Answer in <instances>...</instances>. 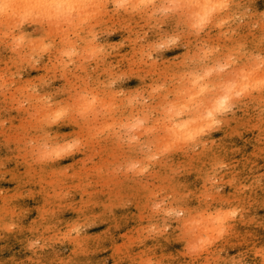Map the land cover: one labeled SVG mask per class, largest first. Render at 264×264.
<instances>
[{
  "label": "rangeland",
  "instance_id": "rangeland-1",
  "mask_svg": "<svg viewBox=\"0 0 264 264\" xmlns=\"http://www.w3.org/2000/svg\"><path fill=\"white\" fill-rule=\"evenodd\" d=\"M100 1L103 2L104 0H99L97 3H93L91 5L93 6L92 8L94 11L93 10L91 11L90 10L91 8H89L88 10L89 13L94 12L93 14L90 13V17H92L91 19H89L90 17H86V21L84 20L86 15L84 17L82 16L86 13L82 14L81 16L83 18L81 19L83 22L77 17V19L81 21L79 22L81 23L80 25L77 22V19H75L74 21L75 24L72 23L74 25L73 30L69 29V28H72L73 25L69 24L66 21L65 24L64 22L62 23V27L65 26V29H66L70 25L69 28H67L68 31L66 30L64 31L63 30L64 27H63L61 30L59 29L60 30V33H59V30L57 29V27L58 28L61 27L60 26L61 24L57 26L58 23L55 24L53 20L51 22H53L54 24L50 23L49 22L50 19L46 18V13L44 12L41 13L40 11H37L40 14L39 19L42 18L40 19L42 22H39L38 18L35 19V17H37L38 15L33 16L35 13H37L35 12L34 9H33L34 11L31 10V12H35V13H31L32 15L30 14V17L33 16L34 18L32 17L31 19L30 17L26 16L29 14V12H27V14L25 15L26 21L24 22L22 21L23 25L20 24V26L18 25L16 28H12V30L10 28L11 32L13 33L17 31L16 37L10 36L8 32L10 30L6 29L7 27L3 26L2 28H0V33H1L0 34V133H1L0 134V203L4 207H8L11 204V202H13V200L16 199L17 208L15 209L19 210V211L16 210L17 212H21V211L24 212L26 210L28 211L31 208H34V206L32 205H34L35 203H36L35 206L42 203L41 201L42 200L41 198L43 196L42 195L43 191L41 190L42 187L36 186L35 183H33V186H32L31 182L29 181V177L35 174L41 173L45 176V179L52 178L51 173L53 170L56 169L55 167L58 164L59 159L53 157L54 159L51 158V159H48V161L47 159L44 160L42 157L38 156L39 153L37 149L39 146H42V144L45 145L46 142L49 143L48 138L46 136L52 133L53 131L54 133H58V132L66 133L62 137H65V138L70 137L73 139L76 138L75 139L76 143L80 145L77 148L78 151L74 149L72 150V153H70L69 155L71 158L73 157L74 159H76V162L78 163L76 165L77 168L82 169L83 171H88V168L94 167L97 169V174L95 175L94 179L92 181L90 180L89 183L86 185L87 194H85V198L88 200V202H85V205L77 204L76 203L77 200H70L66 206L59 208L58 202L51 200L49 204H46L45 209H44L45 211L43 210L44 212L42 211V214H45L46 216H52V217H59L60 215L64 217V216H68L71 214L70 215L71 218L72 216H75L73 217V219L78 218L77 221L73 223L72 225L73 228L66 231L67 233L66 235L71 234L73 236L75 234V228H76V230H78V233H80V235L89 236V239L85 241L83 246L84 248H88V246L92 245L93 255L87 256V252L84 251L87 256V259L94 260L92 264H144L140 260H143V261L148 260L146 264L147 263L148 264H210L211 262L210 260H208L209 263H203L204 260L201 259V256H202L201 254L203 253L202 251L204 250L203 249L204 247L201 244L200 236L197 237L199 233L198 229L196 230V228H198V226L196 225L197 222L194 223L196 227L193 225L194 227L193 230L187 231L185 224L187 222L186 218L188 214L185 215V213L188 212V208H191L193 206V201H192L193 196L192 195L194 194V191H195L194 189L198 188L199 186L209 187L212 185L215 188L214 193L205 198L208 204L213 205L214 203L213 197H216L219 194H223L224 189L226 188L225 181L227 180H224V179L221 180L220 175L228 174L229 171L231 174V171H232L231 165H233L234 163H237L238 165L240 164L245 165L247 173L250 172L248 176H250L252 179H256L258 177L256 179L257 185L259 188L262 187L261 190H264V178H263L264 177V172H263L264 164L262 162V160L264 161V158H263L264 157V125L260 124L262 123L261 120H258L257 118H255V116H261V115L264 117V114H263L264 113V99H261L259 101L260 103L251 102L250 104H248V107L246 110H244V108L242 109L241 107L239 109L233 107V108L228 109L227 113L223 114L224 116H221L222 114H219L218 115L219 122L217 124L210 127L208 131L207 129H201L200 133L197 136H194L193 139L188 140L189 143L183 142L184 145H182L183 143L182 144L179 143L178 144L179 146L176 144L173 145L171 141V139L173 138L169 139L170 136L167 138L168 134L166 136L165 129L164 128L162 129L161 128L162 126H160L159 123H157V125H155L154 128L156 127L155 129H160V130L162 129V130L157 131L153 129L152 132L150 133L151 136L149 135L148 137L143 135L144 133L143 130L138 129L137 130L139 131L138 133H141V135L147 137L146 138L147 145L144 146V145L138 144L136 146V149H133L132 147L135 145V142H133V140L131 141L130 139L129 141L127 140V138H130L129 137L130 133L129 135H126L125 140H122L121 142L110 141V143H108V141L103 140L104 137L102 135L100 134L98 136L93 135L94 136L93 137L91 136L90 133L88 134L87 129H83V130L76 129V127L72 124L70 125L71 127H68V128L67 127L59 128L58 126H54V127H51L52 129L49 127V129L47 130V128L41 124V121H39V116L41 115V111H42L40 109V105L42 104V101H43V103H46V104L48 102L47 105H50V106L52 105L59 106V105L65 104L69 108L71 106L69 104L73 103V101L78 100L77 96L79 97L81 95V98L83 99L86 96V94L91 96V93H92L93 96H96L98 98L100 97L103 98V95H104L106 99L110 90L113 88L112 90L116 94L115 95L116 99L119 98L118 99L119 102H122V103L125 102L127 104V106L124 108L125 111H131L139 103L145 104V107L146 109H148V111H152L153 109H156L157 111L159 107H162V106L166 107L167 105L166 102H168L169 99L171 101L174 100L173 96H175V94H177V92L181 88H183L184 85L186 86L188 85V83L186 82V80L188 79L187 71L189 72L190 70L194 69L197 63L201 62L202 64V60H200V57L202 58V56H201V53L199 54L198 50L203 45V43H204V46L201 48H205L207 50V46H208V49L213 47L212 49L214 50L216 46L218 48V46L220 45H226V43L228 42L227 40H230V41L234 40L233 43H230V44H233V46L237 45V49H239L238 52L235 53V55L237 56L236 61L239 59V61H237L238 66L245 67L246 65H248L247 62L251 61L253 58H255L254 56H256L257 60L256 59L252 60L255 63H252V61H251V64L249 63L252 67H256L254 65L257 63V61L260 60V58L264 57V54H263L264 53L263 52L264 50V37H263L264 36L263 35L264 34V27H263L264 6L247 3L245 4L246 6L245 5L244 7L242 6L240 10L236 13L237 16L234 14H231L228 11V9L224 10L227 15H222V13H220L218 17V20L222 19L220 22V24L222 25H219L217 28H213L212 27L213 21H211L209 25V29L207 28L201 31L199 33V36L193 41H191L190 39L188 40L189 37L187 35L188 34L187 30L183 31V29H180L179 27H174V26L172 27L171 25L167 26L166 23L163 24L161 22H158L157 25H159V23L160 25L158 26V29H156L157 26L155 25L154 30H153L155 33H159V31L161 33V31L163 30L164 32L167 31L168 33L172 31H174V33H177L176 34L177 37L175 36L174 42L171 43V47L173 49L170 47L166 49L161 46V48L157 50V53L155 52L156 54L152 53L147 56L132 58L133 67H132V63H130L127 66V68L126 67L122 68L121 65L117 62V59L119 60V58L113 59V58H109L108 56L107 47L109 45V42L112 39H116L117 35L113 32L110 33V31L108 30L109 29L108 19H110L109 8L106 7V4H105L106 0L104 2L105 5H103V3L101 2V4L103 5L102 7H100L101 4L97 5ZM249 3H250V0H249ZM9 6H5L6 9L5 8L4 9L6 11H9L8 13H12L13 16L12 14L11 16L13 18L15 17L19 18L20 16H18L17 15L18 13H16L17 10L13 11L12 10L13 7L10 8L11 6L10 7ZM8 7L10 8V10H12V12L8 10L9 9ZM98 8L99 9L101 8L102 10H99ZM20 11L21 13H19V15H22L24 17V14H22V12L24 13L25 10L23 11L22 9ZM95 12L99 16L98 15L95 16ZM89 13H88V16H89ZM14 14L17 16H15ZM171 14H174V13L172 11L165 12L166 16H169ZM22 16L20 18H22ZM93 18L94 19L96 18V19L94 20ZM225 18H227L226 20L228 21L223 20ZM92 19L94 20V22L91 21ZM163 19L164 17L161 18V21ZM87 20L90 23H92V25H90L92 28L88 25L90 23ZM97 20H99L100 22ZM46 21H48V23ZM48 24L49 26L50 25H53V26L46 28ZM86 24H87V27H86ZM54 25H56V28H54L55 27ZM216 25L217 24L213 26H216ZM52 27L54 30H52ZM87 28L89 30H87ZM231 28H233L232 31H231ZM22 30L24 33H22ZM48 30L50 31L49 34L52 36L47 35L46 33L44 35V32ZM157 30L159 31L157 32ZM20 31L22 35H24L25 33L32 35L30 36L31 39L35 37L37 38L39 37L38 39L40 42H42V39L40 38V36H42L41 33L43 32L42 33L43 40L46 38L44 41L45 42L44 47L46 46V48H44L41 45V43H39L37 46L35 42L38 41V39L34 41L36 38L33 39L31 43L29 42L31 40L30 39L28 41L29 44L27 45L21 42V40L19 42L18 40L19 37H17V34L18 36H22L21 33L19 34ZM62 31L67 32V35L65 36L66 33L64 35L61 34L63 33ZM72 31L75 32L74 35L71 33ZM55 32L58 33L59 35L56 34ZM207 32H211L210 34L212 36L208 37ZM77 33L79 35H76ZM246 33L249 35H247ZM203 34L205 35L203 36ZM12 35H15V33ZM53 35H55L56 37ZM213 36L216 38V40H214L215 38H213ZM227 36L229 37L227 38ZM242 36L244 37V39L242 38ZM6 37L8 38L5 39ZM198 38H200L201 40ZM89 39H92V40L90 41ZM8 40L9 41L11 40L10 44ZM16 40L19 42V44ZM49 40L50 42L48 43ZM33 41L35 43L34 45H33ZM64 41H68V42L64 43ZM92 42H94L93 45L97 44L98 48L99 47L100 48L99 49L96 48L95 45H94L95 47H92L91 46ZM75 43L76 44L78 43V44L76 45ZM11 44H14V46ZM30 44L31 46L32 45L33 46L36 45V46L31 47L29 46ZM72 45L76 46L77 48L73 47ZM82 45H83V48H82ZM261 45H263V47ZM40 46L41 48H39ZM70 46H72L74 50ZM29 47H31V49L34 48L32 52H31V49H29ZM36 47L37 49L39 48V50L40 49H43V50L36 51L37 50ZM88 47L89 48L91 47V48L88 49ZM54 48H56L57 50ZM64 48L68 49L69 51L65 50ZM85 48L87 50V53L84 50ZM250 48H251V51H250ZM61 49L64 50V52H62ZM70 49H71V52H70ZM91 49L92 51H89ZM183 49L185 52H183ZM260 49H262V51ZM16 51L17 53H19L18 55ZM66 51L69 52V55H67L68 53ZM65 52L66 54H62ZM90 52L91 53L93 52L94 54L93 53L91 54ZM180 52L182 56L179 55ZM216 52L218 51H215V54L213 55H218V53ZM90 54L91 56H89ZM79 55L80 57H77ZM193 55L195 58H193ZM243 56H245L244 59L241 58ZM71 57L74 59L72 60ZM190 57H191V61L194 63L190 61ZM196 57L199 59H197ZM221 58L222 57H220V60L218 62L223 64L224 62L222 61L224 60H222ZM55 59H57V61ZM135 59L136 61H134ZM63 60L65 61L64 63L61 62ZM57 62H59V64ZM245 62L246 64L244 65ZM60 63L61 65L62 64L63 65L61 66ZM171 63L173 65H171ZM55 64H56V67H54ZM181 64L182 65L185 64L184 65L185 67L181 66ZM174 66L177 68H174ZM233 66L234 65H226V62H225L219 69V71L221 72L218 71L219 72L218 74L213 71L211 73L210 72L211 70L208 73L209 69H205V75L206 73H208L206 75V78L209 79L210 85H212L211 80H213L212 77L215 74L220 75L221 79H223L221 81V79L219 78L221 82H223L225 79L228 80L231 77L229 75H233L230 73V72H233L230 69L231 67L233 68ZM182 69L183 71L184 69L186 70L183 72ZM111 72H113L112 75L114 78L112 77V75H110ZM199 72H201V69H199ZM176 74H179L178 77ZM182 79L184 80V82H182ZM156 82L159 84L161 83L160 86ZM155 85L156 86L158 85V87H156ZM168 85H171V86H168ZM154 87H156V89ZM177 87L180 89H178ZM210 88L211 89H209V86H208V89H207L208 93H213V92L216 93L219 90L215 86L213 87V85L210 86ZM156 95L160 97L156 98L157 97ZM73 98L74 99L76 98L77 100H74ZM165 98L167 99L165 100ZM238 98L243 99L244 98L243 94H241L240 97ZM79 100H81L80 97H79ZM171 101L168 102V105H170ZM148 102L150 103L148 104ZM37 107L39 108L38 111H37L38 109ZM256 107L258 108L256 109ZM99 109H102V107H99ZM72 114L74 118L77 115H79L77 112L76 113L71 112V115ZM153 117H154V114H151V118ZM109 120L110 119H108L107 122H110ZM92 122H93L92 124L95 123V125L97 126H99L98 124H100L98 123L99 122L98 120L97 122L96 120L95 122L94 121ZM255 124H259L262 126V128L260 129L261 136L255 137V134L253 133V126H255ZM162 131H164L165 133H163ZM136 133L132 132L131 136ZM137 134L134 136L138 137V139L140 138L139 139L140 142L143 141V137H140V134L138 135ZM162 135L166 137H163ZM52 136L54 135H51V137ZM158 136L160 139L158 138ZM161 137H163L164 140ZM53 138H56V137H53ZM156 140L158 141V144ZM151 141L152 142L154 141L155 143L154 142L151 143ZM161 141L163 143H161ZM201 141L203 142L201 143ZM167 143L169 144L170 148L168 149V147H166V149L168 150H165L164 149L165 147H163L161 144H165L164 146H166ZM152 144H155L154 147L156 145L159 146L160 148L163 147L162 150H165V151H161L160 148H157V147L156 149L158 151L155 148L153 149ZM171 144L174 147L171 148ZM195 144H198V145H195ZM48 145L46 147H48ZM88 146L90 147V149L88 148ZM202 147L205 148L206 153L200 152ZM146 148H148L149 150ZM259 148H262L263 152L261 153L262 155L260 154L258 156L259 158L257 159V157H254L253 153H255V156H256ZM144 149H146L148 153ZM145 151L147 154L143 153ZM151 151L152 153L155 152L154 157L152 159L150 158V156L152 157L151 155L152 153H150ZM157 152L159 153L157 154ZM142 156L145 157V159L142 158ZM205 160L207 161L206 163L207 167L203 171V166H205ZM25 161L27 162V164ZM248 161L251 162L252 164H255L257 167L256 168L252 167L254 169H250L251 163H249ZM192 163L194 164L193 166H191ZM94 164L96 165V167ZM137 166H139L140 168ZM251 170H253L254 172L253 171L251 172ZM72 172H73L72 169L65 170V173L66 175H68V178L72 177L71 176ZM257 172L260 174V176L258 175ZM29 173L31 174L28 175ZM230 174L228 176H230ZM261 175H262V178H261ZM216 176L218 177L216 178ZM210 179H212V181ZM260 183H262L263 185H260ZM232 184H233L232 185L233 188L235 187L234 189L240 192V195L243 194V196H246V197L239 196L238 198H247V200H249V197H250L251 200H249V202L253 204L252 202L255 201L254 205L256 204V199L253 198L251 194L250 195L248 194V191L249 193H251L252 191L253 183L251 181L249 182L245 181V183H240V181L238 180H233ZM33 187L35 188V190L33 189ZM237 187L240 189L238 190ZM38 190H41V191H38ZM253 196H254V193H253ZM263 197H264V191H263L262 197L260 196L261 203H259V205L256 206L255 210L253 208V211L251 210L250 212L246 210L245 211L240 210V207L237 206V204H230L228 202L223 203V205L222 203L218 205H220V207L224 206L225 210H231L232 212L234 211L232 213V219H238V217L240 219L242 218L241 220H242L243 231H248V233L251 234L254 232L255 226L264 227V199ZM21 198H23V200ZM98 204L99 205L101 204V205L99 206ZM181 204L184 210L180 209L179 206ZM68 206L71 208H69ZM245 206L249 208L248 205H245ZM170 208H174L173 213L169 211L168 213H166L167 210H169ZM71 209H74V210H71ZM209 209L210 208L204 207V209L201 208L199 210H195V212H192V213H194L195 216H197L199 215L198 213L199 211L205 212V211H209ZM59 211H61L62 213H59ZM37 218L35 219V221L37 220ZM182 221L185 223H183ZM9 226L10 228L8 227V230H6V232H2V230L0 229V240H1L0 241V255L1 253L3 255L8 254L6 257L13 256L12 253H8L9 251H11L8 249L10 247L6 248V246H8V244L10 245L12 240H14L18 236V232H19L17 228V224L11 223ZM13 230L15 231L17 230V231L15 232ZM60 230L61 229L57 230V227H55L50 230H44L43 232H38L39 234L37 235L42 237V239H33L34 241L33 240L31 241L30 243L31 245L28 244V249L30 251H35V249L36 250L41 249L42 244H45L44 247L45 248L47 247V248L43 252L45 254V255L43 254V257L54 261V262L47 263V264H65L69 260V257L66 260L57 259L59 257L64 256L65 254L69 252L68 247L66 246V244H64L65 242H63L64 241L63 236L59 237L61 236V234L58 233ZM12 231L15 233V235L17 233V236H15ZM45 239L47 240L45 241ZM5 241L6 242L8 241V242L6 243ZM196 243H198L197 244L198 246L196 245ZM192 244L193 246H191ZM216 249L218 248L216 247ZM200 250L201 252H199ZM226 253L230 255H227ZM226 253H225L226 255H224L223 251H221L219 252L218 256L220 255L221 258H225V257L227 258V256H233L234 251L232 252L226 251ZM135 256H137L136 258L138 259V261L137 259L136 261L135 259H133L135 258ZM253 256L254 255H252V258ZM130 257H132V259H130ZM263 257H264L263 254H261L260 258H263ZM118 258H120V260L117 263L116 260H118ZM121 259H124L125 261ZM240 261L243 262L244 258H242ZM229 263L227 262V264ZM7 264H15V263L12 260L8 259ZM69 264H73V262ZM75 264H83V261L79 260L78 263H75ZM230 264H233V263H230ZM243 264H250V263L246 262Z\"/></svg>",
  "mask_w": 264,
  "mask_h": 264
},
{
  "label": "bare ground",
  "instance_id": "bare-ground-1",
  "mask_svg": "<svg viewBox=\"0 0 264 264\" xmlns=\"http://www.w3.org/2000/svg\"><path fill=\"white\" fill-rule=\"evenodd\" d=\"M98 1L99 0H0V28H2L4 26V27H7L6 29L10 30V28H11V30H12V28H16L18 25L20 26V24H22V21L23 22L26 21L25 15L27 14V12H29V14L26 15V16L30 17L31 13H35L37 11H40L41 13L42 12L46 13V18L50 19L49 20L50 23H52V24H54L53 22H55V24L58 23L57 26H59V24H61L60 25L61 27H59V28L57 27L58 30L59 29L61 30L64 27L63 30L64 31L65 30L68 31L67 28H69L70 25L69 26L67 25L68 27L66 26L67 28L65 29V26L62 27V23L64 22V24H65L66 21H67L69 24H72V23H74L75 19H77V17L81 20V19H83L82 17H84L85 15L86 16H85L84 20L86 21V17H90V13H92V14L94 13V12H90L89 13L88 12L89 8H91L90 10L92 11L93 10V8H92L93 6H91V5L93 3H97ZM101 2L102 1H100L97 5H100ZM104 2H105V0L102 2L103 5L106 4V7L109 8V13H110V19H108L109 20L108 21L109 22V29L108 30L110 31V33L113 32V33H115L117 35L116 39H112L109 42V45L107 47L108 56H109V58H113V59L119 58V60L117 59V62L121 65L122 68H125V67L127 68V66L130 63H132V58L143 57V56L150 55L152 53L156 54L157 50L160 49L161 46L166 48V49H168L169 47L172 48L171 47V43L174 42L175 36H176L177 33H174V31L168 33L167 31L164 32V30L161 31V33H160L159 30H157V32L159 31V33H155L153 30H154L155 25L157 26L156 29H158V26L160 25V23H159V25H157L158 22H161L163 24L166 23L167 26L171 25L172 27L173 26L174 27H179L180 29H183V31L187 30L188 31L187 35L189 37L188 40L190 39L191 41H193L194 39H196L199 36V33L201 31H203V30H205L207 28L209 29V25H210L211 21H213V25L217 24L216 26L212 25L213 28H217L219 25H222V24H220L222 19L218 20V17L220 15V13H222V15H227L224 10L228 9V11L231 14L236 15V13L240 10V8L242 6L244 7V5L247 4V3L248 4L259 5V6H262V5L264 6V0H250V3H249V0H106L105 4H104ZM103 5L101 4L100 7H102ZM5 6H9L10 8L13 7L12 10L13 11L17 10L16 13H18L17 15L20 16V17L22 16V15H19V13H21L20 10L23 9V11L24 10L25 11L27 10V11H26V13H25V11H24V13L22 12V14H24V17L22 16V18H20V17L18 18V17H15L17 15L14 14L15 18H13L12 17L13 14L12 13H8L9 11L5 10L6 9ZM251 6H253V5H251ZM10 8L8 10H10ZM33 9L35 10V12H31V10H33ZM106 9H104V10H106ZM12 10H10V12H12ZM99 10H102V9L100 8ZM18 11H20V12H18ZM166 11H168V12L172 11L174 14L166 16L165 15ZM96 12H95V16L98 15V14H96ZM84 13H86V14H84ZM88 13H89V16H88ZM11 14H12V16H11ZM82 14H84V15L82 16ZM35 15L36 16L38 15L37 17H35V19L36 18L39 19V15H40L39 12L35 13L33 16H35ZM222 15H221V17H222ZM32 17H30V18L32 19ZM162 17H164V19L161 21ZM16 18H18V19H16ZM91 18L92 17H90L89 19H91ZM105 18H104V20H105ZM227 18H225L223 20L228 21V20H226ZM40 19H42V18H40ZM40 19L38 21L42 22ZM93 19L91 21L94 22V20L96 18L94 20ZM52 20H53V22H51ZM80 20L77 19V22L79 23V22L82 21V20L81 21ZM97 21H99V20H97ZM225 21H223V22H225ZM46 22L48 23V21H46ZM49 24L47 25L46 28H49V27L53 26V25L49 26ZM80 24L81 23H79V25ZM84 25H85V23H84ZM88 25L90 26V25H92V23H90ZM225 25H226V23H225ZM54 26H55L54 28H56V25H54ZM86 27H87V24H86ZM263 27H264V24H263ZM73 28H74V25H73L72 28H69V29L73 30ZM232 29L233 28H231V31H232ZM11 30L8 31L10 36L11 37H16V32L17 31L14 32L15 35H12L14 33L11 32ZM14 30H16V29H14ZM52 30H54L53 27H52ZM60 30H59V33H60ZM87 30H89V29L87 28ZM48 31L44 32V35H45V33L47 35H50L49 34L50 31L49 32ZM177 32H178V30H177ZM20 33H21V31L19 32V34ZM22 33H24L23 30H22ZM22 33H21V35H22ZM42 33H41L42 36H40V38L42 39V42L39 41V39H38L39 37L38 38L35 37L36 39L35 38H33V39H35L34 41H36L38 39L39 42L38 41L35 42L37 44V46H38L39 43H41V45L44 47V45H45L44 41H45L46 38L43 40V34ZM71 33L74 35L75 32L72 31ZM207 33H208V37L212 36L210 34L211 32H207ZM228 33H229V31H228ZM56 34H58V33H56ZM61 34H63V35L65 34V36H66L67 32H63ZM5 35H7V34H5ZM76 35H79V34L77 33ZM204 35L205 34H203V36ZM247 35H249V34H247ZM30 36H32V35H29V34H26V33L24 35H22V36H18V34H17V37H19V39H18L19 42L21 40V42H23L26 45L29 44V42L31 43L32 40H33V39H31ZM50 36H52V35H50ZM53 36H55V35H53ZM8 37H6L5 39H7ZM57 37H59V36H57ZM82 37H84V36H82ZM85 37H87V36H85ZM228 37L229 36H227V38ZM77 38H78V36H77ZM178 38H179V36H178ZM200 38H198V39H200ZM213 38H215V37L213 36ZM242 38L244 39L243 36H242ZM74 39H76V38H74ZM249 39H250V37H249ZM12 40H13V38H12ZM14 40H15V38H14ZM50 40L48 41V43L50 42ZM89 40L91 41L92 39H89ZM214 40H216V38ZM16 41H14V42H16ZM34 41H33V45L35 44ZM227 41L228 42L226 43V45H220V46H218V48H217V46H216V48H214L215 51H218V52H216V53H218V55H213V54H215V51L212 49L213 47L208 49V46H207V50L205 48H201V47L204 46V43L200 47V49L198 47V49H199L198 52H199V54L201 53V56H202V58L200 57V60H202V64H201V62L200 63L196 62L197 65H195L194 69L190 70L189 72L187 71L188 77L187 76L186 77L188 79L186 80L185 79L186 77L184 79L186 80L188 85L187 86L184 85V87L181 88L182 90L177 87L181 91L177 90L178 91L177 94H175V96H173L174 100L171 101L169 99L168 102L171 101L170 105H168V102H166L168 106L166 105V107H163V106L159 107L157 111H156V109H153L152 111H148V109H146V107H145V104L139 103V102H137L139 104L136 107H134L131 111H125L124 108L127 106V104L125 102L124 103L119 102V100H118L119 98L116 99V97H115L116 94L113 92V90H112L113 88H112L110 90V92H109V94H108L106 99H105L104 95H103V98L100 97V96H99L100 98H98L96 96H93L92 93H91V96L86 94V96L83 99L81 98V95H80L79 97H80L81 100H79V97L77 96L78 100L76 98L75 99L73 98L74 100H77V101H73V103L69 104V105H71L69 108L65 104L64 105L62 104V105H59V106L58 105L57 106L56 105L50 106V105H47L48 102L46 104V103H43V101H42V104H41L42 106L39 104L40 105V109L42 110L41 111V115L39 116V121H41V124L43 126H45L47 128V130L49 129V127L51 128V127H54V126H58L59 128H62V127H67L68 128V127H71L70 125L72 124V125H74L76 127V129H81V130L87 129L88 130V134L90 133L91 136H93V135L94 136H98L99 134L102 135L104 137L103 140L104 141H108V143H110V141L121 142L122 140H125L126 135H129V133H130V136H129L130 138H127V140L129 141V139H130L131 141L133 140V142H135V145L133 144L135 147L131 145L133 147V149H136V146L138 144L146 146L147 145V139L146 138L150 135L152 130L153 129L157 130V131L160 130V129H155L156 127L154 128V126L157 125V123H159V125L162 126L161 128L165 129L166 136L168 134L167 138L169 136H170L169 139L173 138V139H171L173 145H175V144L178 145L179 143L182 144L183 142H188V140L193 139L194 136H197L200 133L201 129H207V131H208V129L210 127H212L215 124H217L219 122V118H218L219 114H222L221 116H224L223 114H226L227 110L230 109V108H233V107H235L237 109H239L241 107L242 109L244 108V110H246L247 107H248V104H250L251 102L252 103L253 102L254 103H256V102L258 103L261 99H264V57L260 58V60H258L255 65L252 64V65H254L256 67H252L250 65L251 61L256 59V56H254L255 58L252 57L253 59L251 61L247 62L248 65H246L245 67L244 66L243 67L242 66L239 67L238 64H237L238 63L237 61H239V59L236 61V57L237 56L235 55V53H237L239 49H237V45L233 46V44H230V43H233L234 40L233 41L227 40ZM10 42H11V40L9 41V44H10ZM19 42H18V44H19ZM53 42H55V41H53ZM65 42H68V41H64V43ZM93 43L94 42H92L91 46L92 47L96 46V48H98V45L94 44L95 45L94 46ZM221 43H222V41H221ZM249 44H251V43H249ZM11 45L14 46V44H11ZM33 45L31 46V44H30L29 46H31V47H35L36 46V45L35 46H33ZM53 45H54V43H53ZM72 46H70V47L73 50H74L73 47L77 48L76 46H73V47ZM87 46H86V48H87ZM261 46L263 47V45H261ZM31 47H29V49H31ZM39 48H41V46ZM39 48L37 49V47H36L37 50L36 49L35 50L36 51H40V50L42 51L43 50V49L39 50ZM44 48H46V46ZM82 48H83V45H82ZM86 48L84 50L87 53ZM90 48L88 47V49H90ZM256 48H254V49H256ZM33 49L34 48L31 49V52H32ZM54 49H56V48H54ZM65 50H68V49H65ZM73 50H72V52H73ZM84 50H82V51H84ZM260 50L262 51V49H260ZM89 51H92V49L89 50ZM250 51H251V48H250ZM254 51H256V50H254ZM62 52H64V50H62ZM66 52L62 53V54H66ZM70 52H71V49H70ZM158 52H160V51H158ZM183 52H185L184 49H183ZM183 52H182V54H183ZM263 52H264V50H263ZM13 53H14V51H13ZM16 53H17V51H16ZM22 53H24V52H22ZM67 53H68L67 55H69V52H67ZM18 54L19 53H17V55ZM37 54H38V52H37ZM70 54H72V53H70ZM91 54L89 56H91ZM82 55H83V53H82ZM179 55L182 56L181 52H180ZM188 55H189V53H188ZM74 56H76V55H74ZM86 56H85V58H86ZM56 57H58V56H56ZM77 57H80V55L77 56ZM77 57H75V58H77ZM92 57H93V55H92ZM220 57H222L221 59L224 60L222 62H224V63L226 62V65H234L233 68L232 67L230 68L233 71V72H230V73L233 74V75H229L231 77L228 80L225 79L226 81L224 80L223 82H221L223 79H221L220 75H217L219 72H221V71H219V69L224 64V63L222 64V63L218 62L220 60ZM23 58H25V57H23ZM193 58H195L194 55H193ZM241 58L244 59L245 56H243ZM73 59L74 58H72V60ZM197 59H199V58H197ZM47 60H48V58H47ZM53 60H54V58H53ZM55 60L57 61V59H55ZM134 61H136V59ZM190 61H191V57H190ZM235 61H236V63H235ZM61 62L64 63L65 61L63 60ZM137 62H139V61H137ZM165 62H166V60H165ZM57 63L59 64V62H57ZM192 63H194V62H192ZM252 63H255V62L252 61ZM245 64H246V62L244 63V65ZM60 65H61V63H60ZM171 65H173V64L171 63ZM184 65L181 64V66L185 67ZM54 67H56V64L54 65ZM132 67H133V63H132ZM102 68H104V67H102ZM174 68H177V67L174 66ZM178 68H179V66H178ZM199 69H201V72H203V73L199 72ZM205 69H209L208 73H209L210 70H211L210 71L211 73H212V71L217 73V74L214 75L215 77L214 76L212 77L213 80H211V83H212L213 87L215 86L216 88L219 89V90L217 89L218 91L216 93L215 92L208 93V90H207L208 86H209V89H211L210 86H212V85H210L209 79L206 78V75L208 73H206V75H205ZM185 70L186 69H184V71ZM229 70H228V72H229ZM182 71H183V69H182ZM152 72H153V70H152ZM112 74H113V72H111L110 75H112ZM176 75L178 77L179 74H176ZM184 76H185V74H184ZM112 77H113V75H112ZM223 77H225V76H223ZM219 78L221 79V81L219 80ZM182 82H184L183 79H182ZM157 84H159V83H157ZM160 84H159V86H160ZM168 86H171V85H168ZM156 87H158V85ZM156 87H154V88L156 89ZM148 88H149V86H148ZM170 91H172V90H170ZM84 93H86V92H84ZM239 94L240 95L243 94L244 98L243 99L238 98V97H240ZM159 97L160 96H157L156 98H159ZM166 99L167 98H165V100ZM71 101H72V99H71ZM128 102H130V101H128ZM149 103L150 102H148V104ZM36 105H38V104H36ZM10 106H12V105H10ZM34 106H35V104H34ZM99 107H102V109H99ZM257 108L258 107H256V109ZM38 110H39V108L37 109V111ZM75 111L79 114V115H77L78 118H77V116L75 117L77 119H75L73 117V114L71 115V112L76 113ZM151 114H154L153 118H151ZM89 115H90V117L91 116L92 117L90 118ZM254 115H256V114H254ZM255 118H257L258 120H261L262 123H260V124L264 125V117L262 115L261 116H255ZM108 119H110L109 120L110 122H107ZM95 120H96V122H97V120L99 121L98 123H100V124L97 123L99 126L95 125V123L92 124L93 123L92 121L95 122ZM257 123H259V122H257ZM261 125L255 124V126H253V133L255 134V137L256 136H261V131H260V129L262 128ZM23 127H25V126H23ZM51 129H50V131H51ZM138 129L143 130L144 131L143 135H145L147 137L141 135V133H138L139 132V131H137ZM132 132L133 133L137 132L138 134H140V137H143V141L140 142V140H139L140 138L138 139V137L134 136L137 133L131 136ZM162 132L165 133L164 131H162ZM201 133H203V132H201ZM65 134L66 133H61V132L54 133V131H53L52 133H50L49 135L46 136L48 138L49 143L46 142L45 145L42 144V146H39L38 149H37L38 153H39L38 156L42 157L44 160L47 159V161H48V159H51V158L52 159H54V158L59 159L58 164L57 165L55 164L56 165V167H55L56 169L53 170L52 173H51L52 174V178L45 179V176L43 174H41V173L35 174V172H34L35 175L29 177V181L31 182L32 186H33V183H35L36 186L42 187V189H41L43 191L42 192L43 196L41 198L42 199L41 200L42 203L38 204L36 206H35V204H36L35 203L34 205H32V206H34V208H31L28 211L26 210L27 212L26 211H24V212L23 211H21V212H17L16 211V210H18V209H15V208H17V200L14 199V198H13L14 199L13 202H11V204L8 207H4L0 203V229L2 230V232H6V230H8V227L10 228L9 225L11 223L17 224V228H18V231H19L18 232V236H17V233L15 235V233L13 232L15 230L12 231L14 233V235L17 236V237L15 238V236H14L15 239L12 240L10 245L8 244V246H6V248L7 247L11 248V249L8 248L9 250H11L8 253H12L13 256L6 257L8 254L3 255L1 253V255H0V264H7V260L8 259L12 260L15 264L16 263L17 264H43V263L47 264V263L54 262L53 260H49V259H46V258L43 257V254H44L43 252L47 248V247L46 248L44 247L45 244H42L41 249H38V250L35 249V251H30L28 249V244H30L33 239H42V237L37 235V234H39L38 232H43L44 230H50V229L55 228V227H57V230L61 229L58 232V233L61 234V236H59V237L63 236V240H64L63 242H65L64 244H66V246L69 249V252L67 254H65L64 256L59 257L57 259L66 260L69 257V260L65 264H69L71 262H73V264H75V263H78L79 260H82L83 264H92V262L94 261V260L87 259V256L93 255V247H92V245L88 246V248H84V246H83L85 241L89 239V236L80 235V233H78V230H76V228H75V234L73 236L71 234L66 235L67 234L66 231L71 229V228H73L72 225H73L74 222L77 221L78 218L73 219V217H75V216H72V218H71V216H70L71 214L68 215V216H64V214H63L64 217H62L61 215L59 217H52V216H46L45 214H42V211L45 209L46 204H49L51 202V200L58 202V207L59 208H62L63 206H66L69 203L70 200H77L76 201L77 204H84L85 205V202H88V200L85 198V194H87L86 185L89 183L90 180L92 181L94 179L95 175L97 174V169L94 168V167L93 168H88V171H83L82 169L77 168L76 165L78 163L76 162V159H74L73 157L71 158L69 155H70V153H72V150H74V149H76V151H78L77 148L80 145L78 143H76V140H75L76 138L73 139V138H70V137H68V138L62 137ZM51 135H54V136L51 137ZM166 136H163V137H166ZM53 137H56V138H53ZM163 137H161V138L164 140ZM158 138H159V136H158ZM159 139H157V140H159ZM95 141H93V142H95ZM171 141H170V143H171ZM203 141H201V143ZM153 142L151 141V143H153ZM161 143H163V142L161 141ZM157 144H158V141H157ZM167 144H166V146H164L165 144H161L163 147H165L164 148L165 150H168L170 148L169 144L168 145ZM172 144H171V148L174 147ZM47 145H48V147H46ZM154 145L155 144H152V148L153 149L154 148L156 149V147L160 148L157 145L154 147ZM182 145H184V143ZM195 145H198V144H195ZM163 147L160 148L161 151H165V150H162ZM166 147H168V149H166ZM219 147H220V145H219ZM88 148L90 149L89 146H88ZM148 148H146V149H148ZM146 149H144V150H146ZM76 151H75V153H76ZM133 151H132V153H133ZM146 151L143 152V153H146ZM152 151L150 153H152ZM135 152H136V150H135ZM135 152H134V154H135ZM159 152H157V154ZM200 152L206 153L205 148L202 147ZM262 152H263L262 148H259L256 156H255V153H253L254 157H257V159H258L259 158L258 156ZM147 153H148V151H147ZM150 153H149V155H150ZM154 153L155 152H153L151 154L152 155V157L150 156L151 159L154 157ZM146 154H144V155H146ZM76 155H77V153H76ZM177 156H178V154H177ZM205 157H206V155H205ZM142 158L145 159V157H143V156H142ZM222 160H223V158H222ZM262 162L264 164L263 160H262ZM206 163H207V161L205 160V166H203V171L207 167ZM249 163H251V162H249ZM26 164H27V162H26ZM193 165L194 164L192 163L191 166H193ZM95 167H96V165H95ZM137 167H139V166H137ZM231 167H232L231 168L232 169L231 174H230V171H229L228 174L220 175L221 176L220 177L221 180L222 179L227 180V181H225L226 188L224 189L223 194H219L216 197H213V199H214L213 205L208 204L206 202V200H205V198L207 196L212 195L214 193V191H215V188L212 185L209 186V187L199 186L198 188L194 189L195 191H194V194L192 195L193 196L192 197L193 198V200H192L193 201V206L192 207L190 206L191 208H188V212L185 213V215L188 214L187 218H186L187 222L185 224L186 225V230L187 231L193 230V228H194L193 225L195 226L194 223L197 222L196 225L198 226V228H196V230L198 229V231H199L197 237L200 236L201 244L204 247L203 248L204 250L201 249V250H203L202 251L203 253L201 254L202 255L201 259L204 260L203 263H209L208 260H210L211 261L210 264H221V263L227 264V262L228 263L230 262V263H233V264H235V263L243 264V263H246V262L250 263V264H264V257L260 258L261 254H263V256H264V227H256L255 226L254 232L251 233V234L248 233V231H243L242 220H241L242 218L240 219L238 217V219H232V213L234 211L232 212L231 210H225L224 206L220 207V205H218V204H221V203L223 205V203L228 202L230 204H237V206L240 207V210H244V211L246 210V211L250 212L251 210L253 211V208L255 210L256 206H258L259 203H261L260 202V196L262 197V194H263L264 190H261L262 187L259 188L258 185H257V180L256 179L258 177L255 175L257 178L256 179H252L250 176H248V174L250 172L247 173L245 165H241V164L238 165L237 163H234L233 165H231ZM252 167L256 168L257 166L255 164L251 163L250 169H254ZM36 169H38V168H36ZM66 169H72L73 170L72 175L70 174L72 176L71 178H68V175H66V173H65ZM135 169H137V168H135ZM257 170H259V169H257ZM252 171L253 170H251V172ZM30 174L31 173H29L28 175H30ZM202 174H204V173H202ZM229 174H230V176H228ZM251 174H253V173H251ZM49 175H47V176H49ZM258 175L260 176L259 173H258ZM217 177L218 176H216V178ZM22 178H24V177H22ZM261 178H262V175H261ZM100 180H102V179H100ZM210 180L212 181V179H210ZM233 180H238V181H240V183H245V181L246 182L251 181L253 183L252 191H251V193H249V191H248V194L249 195L251 194L252 197L256 199V204L255 205H254L255 201L252 202L253 204H251L249 202V200H251L250 197H249V200H247V198H238L239 196H243V194L240 195V192L236 191L234 189L235 187L233 188V186H232L233 185L232 184ZM260 185H263V184L260 183ZM27 186H29V185H27ZM33 189L35 190L34 187H33ZM237 189L239 190L240 188L237 187ZM41 190H38V191H41ZM253 193H254V196H253ZM16 195H18V194H16ZM243 197H246V196H243ZM90 198H91V196H90ZM21 199L23 200V198H21ZM263 199H264V197H263ZM252 200H254V199H252ZM18 201H19V199H18ZM19 203H21V202H19ZM226 204H224V205H226ZM178 205H179V203H178ZM245 205H248L249 208L246 207ZM179 207H180V209L184 210L182 204ZM204 207L210 208L209 211H205V212L199 211L198 212L199 215H197V216H195V214L192 213V212H195V210H199L201 208L204 209ZM69 208H71V207H69ZM74 209H71V210H74ZM173 209L174 208H170L169 210H167L166 213H168V211L173 213ZM59 213H62V212L59 211ZM36 218H37V220L35 221ZM153 219H154V217H153ZM183 223H185V222H183ZM29 224H30V226H29ZM248 226H250V225H248ZM46 240L47 239H45V241ZM2 241H4V240H2ZM197 244L198 243H196V245ZM5 245H7V244H5ZM135 246H136V244H135ZM191 246H193V244ZM179 247H181V246H179ZM216 247L218 249H216ZM201 250L199 252H201ZM84 251L87 252V256H86ZM221 251H223L224 255L227 254L226 251H230V252L234 251V254H233V256H227V258L226 257L225 258H221L220 255L218 256L219 252H221ZM61 254H63V253H61ZM227 255H230V254H227ZM252 255H254L253 258H252ZM198 256H200V255H198ZM257 256H259V257H257ZM136 257L137 256H135V258H133V259H135V261L137 259ZM242 258H244L243 262L240 261ZM130 259H132V257H130ZM146 259H148V258H146ZM119 260H120V258H118V260H116L117 263L119 262ZM121 260H124V259H121ZM137 261H138V259H137ZM140 261L142 263H144V264H146V262H148V260L147 261L146 260L145 261L140 260Z\"/></svg>",
  "mask_w": 264,
  "mask_h": 264
}]
</instances>
